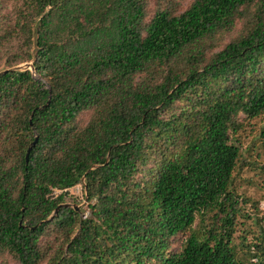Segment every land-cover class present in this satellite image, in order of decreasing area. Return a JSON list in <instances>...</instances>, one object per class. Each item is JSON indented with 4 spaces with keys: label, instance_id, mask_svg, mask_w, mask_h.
<instances>
[{
    "label": "trees",
    "instance_id": "obj_1",
    "mask_svg": "<svg viewBox=\"0 0 264 264\" xmlns=\"http://www.w3.org/2000/svg\"><path fill=\"white\" fill-rule=\"evenodd\" d=\"M27 62L0 75V264H264L234 186L264 0H0V71Z\"/></svg>",
    "mask_w": 264,
    "mask_h": 264
},
{
    "label": "rangeland",
    "instance_id": "obj_2",
    "mask_svg": "<svg viewBox=\"0 0 264 264\" xmlns=\"http://www.w3.org/2000/svg\"><path fill=\"white\" fill-rule=\"evenodd\" d=\"M253 123L252 128L249 127L247 129V131L251 132H248V135L243 138V154L247 162H244L245 165L235 173L234 177V186L242 196L241 198L245 199L241 203L242 215L238 219V227L235 233V243L237 244L239 254L245 251V248L240 244L241 241H244L246 244H253L255 242L259 243L262 237L264 239V172L257 167L251 168L248 165L252 160H256L264 165V153L260 149L261 155L256 156V151H246V146L258 132V129L261 128L264 119L261 117L257 118ZM258 143L259 141L256 142V146ZM69 194L80 204V207L83 206L86 209L81 185L70 188ZM253 203L256 204V207L252 205ZM85 214H88V209L85 211ZM243 215L246 217H243ZM256 260V257L252 258L253 262ZM7 264H17V262L9 259Z\"/></svg>",
    "mask_w": 264,
    "mask_h": 264
},
{
    "label": "water",
    "instance_id": "obj_3",
    "mask_svg": "<svg viewBox=\"0 0 264 264\" xmlns=\"http://www.w3.org/2000/svg\"><path fill=\"white\" fill-rule=\"evenodd\" d=\"M26 68H29L31 70V72L33 73L34 77L36 79H41V77L39 75L36 74L35 70H34V67H33V64L32 62H27V63H23V64H20V65H17V66H14V67H11V68H8L6 70H2L0 71V75L3 74V73H6L7 71H10V70H24ZM50 97V95H49ZM37 140V134L35 133V139L30 143L28 149H27V152H26V161L28 160V155H29V152H30V149L32 148V146L35 144ZM64 205H70L68 203L64 204ZM73 207L78 210L80 205H73ZM59 206L55 209V211L53 212V214H56L57 210H58ZM51 218V217H50Z\"/></svg>",
    "mask_w": 264,
    "mask_h": 264
}]
</instances>
